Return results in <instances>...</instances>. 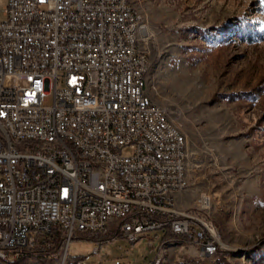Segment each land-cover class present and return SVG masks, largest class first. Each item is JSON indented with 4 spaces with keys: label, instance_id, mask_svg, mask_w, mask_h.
Returning <instances> with one entry per match:
<instances>
[{
    "label": "built area",
    "instance_id": "2783aa9c",
    "mask_svg": "<svg viewBox=\"0 0 264 264\" xmlns=\"http://www.w3.org/2000/svg\"><path fill=\"white\" fill-rule=\"evenodd\" d=\"M143 27L126 0H6L0 264H17L21 253L67 264L73 237L113 230L136 242L170 229L202 258L221 250L213 221L176 207L190 185L187 138L164 106L146 100ZM210 204L198 200L200 209Z\"/></svg>",
    "mask_w": 264,
    "mask_h": 264
},
{
    "label": "rangeland",
    "instance_id": "374dc122",
    "mask_svg": "<svg viewBox=\"0 0 264 264\" xmlns=\"http://www.w3.org/2000/svg\"><path fill=\"white\" fill-rule=\"evenodd\" d=\"M131 1L148 27L150 92L187 138L190 185L176 207L213 221L222 248L202 258L182 236L164 241L163 229L136 242L113 230L73 237L67 264H264V0Z\"/></svg>",
    "mask_w": 264,
    "mask_h": 264
},
{
    "label": "bare ground",
    "instance_id": "6f19581e",
    "mask_svg": "<svg viewBox=\"0 0 264 264\" xmlns=\"http://www.w3.org/2000/svg\"><path fill=\"white\" fill-rule=\"evenodd\" d=\"M126 1H131V0H126ZM132 8L136 10L133 4H132ZM149 69H150V61L147 63V68L145 69V71H143L142 89H144L146 93V100H153L154 97L152 93L150 92L149 81H148ZM3 139L11 140V131H3ZM53 150H62V142H54ZM81 161H89V154H81ZM204 197H207V196L205 195ZM156 198H166V190H156ZM32 255L33 253H21L20 255H18L17 264H20L19 261L23 257L32 258ZM23 264H31V263L24 262ZM35 264H40V263H35Z\"/></svg>",
    "mask_w": 264,
    "mask_h": 264
},
{
    "label": "trees",
    "instance_id": "16d2710c",
    "mask_svg": "<svg viewBox=\"0 0 264 264\" xmlns=\"http://www.w3.org/2000/svg\"><path fill=\"white\" fill-rule=\"evenodd\" d=\"M164 231H165L164 241H168V240L176 238V237L181 238V236L171 232L170 229H165ZM102 237H103V235H94V236H90L89 238L95 239V240H102ZM151 264H155V262H153ZM177 264H202V263H200L199 261H196V260H188V261L185 260V261L179 262Z\"/></svg>",
    "mask_w": 264,
    "mask_h": 264
},
{
    "label": "water",
    "instance_id": "95a60500",
    "mask_svg": "<svg viewBox=\"0 0 264 264\" xmlns=\"http://www.w3.org/2000/svg\"><path fill=\"white\" fill-rule=\"evenodd\" d=\"M142 35L145 38L149 36V32H148V29L146 27L142 28Z\"/></svg>",
    "mask_w": 264,
    "mask_h": 264
}]
</instances>
